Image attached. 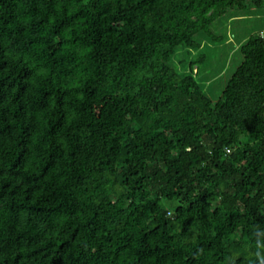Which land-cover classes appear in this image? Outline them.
<instances>
[{
  "label": "trees",
  "instance_id": "obj_1",
  "mask_svg": "<svg viewBox=\"0 0 264 264\" xmlns=\"http://www.w3.org/2000/svg\"><path fill=\"white\" fill-rule=\"evenodd\" d=\"M263 6L0 0V264H264V37L171 64Z\"/></svg>",
  "mask_w": 264,
  "mask_h": 264
},
{
  "label": "rangeland",
  "instance_id": "obj_2",
  "mask_svg": "<svg viewBox=\"0 0 264 264\" xmlns=\"http://www.w3.org/2000/svg\"><path fill=\"white\" fill-rule=\"evenodd\" d=\"M264 30V6L249 11L232 9L228 15L221 17L213 26L212 31L220 40L207 37L199 50L189 54L184 49H178L171 58V64L181 74L189 71V61L201 57L198 65L200 72L196 77L206 83V89L215 100L221 96L223 89L231 75L242 60L239 47L254 33ZM195 66V68H197ZM212 78V85L207 80ZM209 87V88H208Z\"/></svg>",
  "mask_w": 264,
  "mask_h": 264
},
{
  "label": "built area",
  "instance_id": "obj_3",
  "mask_svg": "<svg viewBox=\"0 0 264 264\" xmlns=\"http://www.w3.org/2000/svg\"><path fill=\"white\" fill-rule=\"evenodd\" d=\"M261 36L264 37V30L261 32ZM227 151L230 152L231 149L230 148H227Z\"/></svg>",
  "mask_w": 264,
  "mask_h": 264
}]
</instances>
